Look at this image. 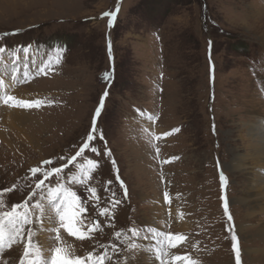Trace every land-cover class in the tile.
<instances>
[{
	"label": "rangeland",
	"instance_id": "1",
	"mask_svg": "<svg viewBox=\"0 0 264 264\" xmlns=\"http://www.w3.org/2000/svg\"><path fill=\"white\" fill-rule=\"evenodd\" d=\"M113 2L0 0V106L40 94L0 141V264H264V0Z\"/></svg>",
	"mask_w": 264,
	"mask_h": 264
},
{
	"label": "bare ground",
	"instance_id": "2",
	"mask_svg": "<svg viewBox=\"0 0 264 264\" xmlns=\"http://www.w3.org/2000/svg\"><path fill=\"white\" fill-rule=\"evenodd\" d=\"M15 56V55H14ZM16 57V56H15ZM18 57V56H17ZM16 60H18V59H16ZM3 65V64H2ZM1 68V67H0ZM29 71V70H28ZM12 78H13V76H12ZM11 78V79H12ZM14 80H15V78H14ZM14 80L12 79L11 81H13V84H14ZM3 82V81H2ZM7 85H8V83H7ZM10 86H11V84H9ZM33 90H39V89H33ZM18 91V90H17ZM25 91H30V89H28V90H25ZM11 92V91H10ZM4 93V92H3ZM17 93H20L19 95L20 96H17V95H15L17 98H16V102H15V100H13L11 97H10V95L13 97L14 95L13 94H15L14 93V91H12L11 92V94H8L9 96L7 97V103H6V100H4L5 102H2V103H4V104H2L1 106H0V141L2 142V143H5V144H9V139H8V136H7V127H15V128H21V127H23V125H24V123H26L27 121H33V119L34 118H32L30 115H29V113L26 111V110H24L25 108L24 107H26V106H24V103H28V105L30 106L28 109H30V110H34V109H32V107H33V100L34 99H37L36 97L38 96V95H40V94H37V93H35L33 96H31V97H29V96H27V93L26 92H24V91H18ZM21 93H23V94H25L27 97H22V94ZM5 96H1V99L3 98V99H5L4 98ZM2 99V100H3ZM11 99V100H10ZM10 102V103H9ZM13 102H15L14 104H18V106L17 105H14L13 104ZM23 109V110H22ZM29 110V111H30ZM36 111V110H35ZM257 114H258V112H257ZM140 115H141V113H140ZM137 117V116H136ZM146 120H148V121H146V120H144V119H139V121H141L140 123L143 125V124H145V128L147 129V127H151V129L150 128H148V130H151V132L153 133V134H160V136L162 135V129L161 128H156V130H153L152 131V129H153V124L151 123L152 122V119H151V122H150V120L147 118V117H145V116H143ZM262 119H264V116L262 117ZM144 122V123H143ZM263 121L262 120H260V124L262 123ZM139 125V124H138ZM255 127H256V129H257V133L259 134V135H261V140H259L258 141V143H255V144H250L249 145V147H250V149H252L253 150V154H251L252 156H251V158L252 159H254V156H259V155H261V157H264V130H263V126H260V127H258L257 125H255ZM150 132V133H151ZM180 158V156L179 155H176V157H172V161H177L178 159ZM256 158V157H255ZM262 159V158H261ZM260 159V160H261ZM235 169H237V167H235ZM250 182H245L244 183V186H243V190L245 191V194L247 195V194H250V195H252V194H255V193H259V192H261V193H264V181H262V182H256L254 185H252V184H249ZM47 192V191H46ZM50 192L52 193L53 192V190H50ZM51 196H53V195H51ZM35 199H36V197H35ZM44 199V198H43ZM47 200V199H46ZM55 202H57V201H55V198H54V201H53V199L51 198V197H49V200H48V204H54ZM162 202H163V198H162ZM252 202V201H251ZM46 205L47 204H43L42 206L43 207H46ZM54 206V205H53ZM257 207H259V208H262L263 210H264V207L262 206V205H260V206H258V205H256ZM258 209V208H257ZM173 210V209H172ZM171 210V211H172ZM40 215H42V213H40ZM47 215H45V217H46ZM43 218V222H44V225H47V223H48V221L46 220V219H44V217H42V216H39V219H42ZM176 219H178V217H175ZM181 221V220H180ZM73 222H75V221H73ZM10 223V222H9ZM65 223V222H64ZM186 223V222H185ZM11 225H12V229H15L14 228V226H13V224L12 223H10ZM3 226V227H2ZM157 227V226H156ZM0 228H2L3 229V233L2 232H0V239H4V240H2V241H0V246H4V245H6V240H8V239H20V238H18L17 236H15V234L14 233H12V234H7V230L8 231H11L10 230V228L8 227V223H4V224H2V225H0ZM152 229V228H151ZM15 231L19 234L20 232L19 231H17L16 229H15ZM119 231H124V230H122V229H119ZM262 231V233L264 234V228L261 230ZM85 232H88L87 230H85ZM153 233H154V231H153ZM85 235H81V237L83 238ZM152 236V235H151ZM153 239V238H152ZM164 239V238H163ZM161 240V239H160ZM167 240V239H166ZM169 240V239H168ZM147 241V240H146ZM165 241V240H164ZM162 243V242H161ZM167 243V242H166ZM172 243V242H171ZM168 244V243H167ZM45 247H46V245H45V243H44V245H43V243L41 244V246H40V248H42V250L40 249V248H38L37 247V249H35V253H37V254H35V257H34V259H33V262L31 263V264H41L42 263V260H43V264L45 263V264H47L46 262H44L45 261V259L44 258H46L47 259V257H44V258H41V257H39L40 256V254H42V255H45L42 251L45 249ZM150 247V246H149ZM151 248V247H150ZM156 249V248H155ZM157 251V250H156ZM119 252V251H118ZM151 252H152V250H151ZM165 253H167L166 251H165ZM153 254L155 255H153V263H155V264H160L159 263V259H160V251H158V252H153ZM52 255V254H51ZM53 256V255H52ZM167 256V255H166ZM163 257V256H162ZM161 257V258H162ZM54 259H55V256H53V258H51V261H50V263L49 264H53V261H54ZM95 260V258H92V260ZM173 259V258H172ZM239 264H241V262H242V259H241V257L239 256ZM168 261V260H167ZM81 264H83V263H81ZM92 264V263H91ZM99 264H108V263H106V262H103V263H101V262H99ZM162 264H170V261H168L167 263H163L162 262Z\"/></svg>",
	"mask_w": 264,
	"mask_h": 264
},
{
	"label": "snow or ice",
	"instance_id": "3",
	"mask_svg": "<svg viewBox=\"0 0 264 264\" xmlns=\"http://www.w3.org/2000/svg\"><path fill=\"white\" fill-rule=\"evenodd\" d=\"M107 15H109V14H107ZM112 23H113V21L111 22V25H112ZM109 78H111L110 75H109ZM105 99H106V97H105ZM75 205H76V200H72V201L68 202L67 207H66V209L63 212L62 217H61L63 222L67 221L66 223L63 224V226L66 229H68V231L70 233H72L73 235H75L78 231V229L74 225L73 221L76 219L77 214L80 211V209L76 208ZM5 215H7L8 217L11 218V217L16 215V212H9V213H6ZM9 222L12 223L13 221L10 219ZM17 231H19V229H17ZM0 232L3 233L2 228H0ZM53 264H81V261L79 259H77V260L66 259L65 257H63L61 255V249L58 248L56 250V255H55V259L53 261Z\"/></svg>",
	"mask_w": 264,
	"mask_h": 264
},
{
	"label": "built area",
	"instance_id": "4",
	"mask_svg": "<svg viewBox=\"0 0 264 264\" xmlns=\"http://www.w3.org/2000/svg\"><path fill=\"white\" fill-rule=\"evenodd\" d=\"M113 3H116V0H114V2H113ZM114 5H115V4H113V5H111V6L109 7L111 11H113V10H114V8H115V7H114Z\"/></svg>",
	"mask_w": 264,
	"mask_h": 264
},
{
	"label": "water",
	"instance_id": "5",
	"mask_svg": "<svg viewBox=\"0 0 264 264\" xmlns=\"http://www.w3.org/2000/svg\"><path fill=\"white\" fill-rule=\"evenodd\" d=\"M97 221H98V218H97L96 215H94V216H93V222H94V223H97Z\"/></svg>",
	"mask_w": 264,
	"mask_h": 264
}]
</instances>
